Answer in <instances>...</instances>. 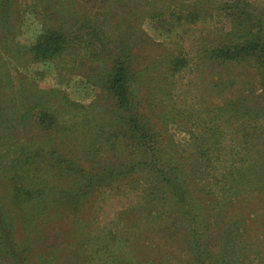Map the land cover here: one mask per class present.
<instances>
[{
	"label": "rangeland",
	"instance_id": "rangeland-1",
	"mask_svg": "<svg viewBox=\"0 0 264 264\" xmlns=\"http://www.w3.org/2000/svg\"><path fill=\"white\" fill-rule=\"evenodd\" d=\"M180 1L196 0H0V208L28 264H210L227 232L239 264H264V116L245 113L264 107V80L251 61L203 58L197 50L229 27L227 17L175 21ZM218 1L231 0L210 2ZM241 1L261 14L264 37V0ZM47 28L71 43L33 61L29 48ZM118 45L130 54L144 120L187 185L176 193L149 170L113 98L92 80ZM180 52L187 63L178 71L171 61ZM215 141L220 153L200 155ZM240 158L252 165L251 183L212 187ZM182 192L198 202L204 257ZM0 264L14 262L0 254Z\"/></svg>",
	"mask_w": 264,
	"mask_h": 264
},
{
	"label": "trees",
	"instance_id": "trees-1",
	"mask_svg": "<svg viewBox=\"0 0 264 264\" xmlns=\"http://www.w3.org/2000/svg\"><path fill=\"white\" fill-rule=\"evenodd\" d=\"M3 1L5 0H2V3ZM210 1L211 0H196L190 3L182 1L177 2L170 16L174 18L175 21L181 22L183 20L193 24L201 17H211L214 14H225L229 27L227 29L222 28L223 30L220 31L221 35L217 37V40L208 46H201L197 52L201 54L203 58L219 65L251 61L255 64L259 77L264 80V37L262 36V20L259 18L261 14L253 12L255 8L250 9L246 1H218L213 3V5ZM162 15L163 12L156 14L157 19H161L160 16ZM94 32L96 33V31ZM69 43H71V38H68L66 33L60 30L47 28L37 38L33 46L29 48V51L33 61L53 60L64 54ZM103 45L105 44L102 42V46ZM115 48L117 49L115 53L116 56L111 65L103 69L100 73L92 74V80H94L96 84H100V86L113 98L116 109L121 113L120 120L127 124L128 137L138 146L142 154L147 157L145 163L148 164L149 170L156 171L159 177H161V180L164 181L169 188H173L176 193L177 189L181 190L186 184L182 181L180 173L177 171V165L170 158H167V156H163V151L158 147L159 144L156 139V133H154L144 120V116L139 107L138 96L133 89L134 75L129 52L125 46L118 45ZM102 50L108 51L106 48ZM186 63L187 58L180 52L177 56L172 58V69L179 71ZM242 107L244 108V106ZM246 111L245 113H249L252 118H255L256 114L260 115V113L264 116V107L255 110L248 108ZM43 114L44 111H39L38 118H41ZM23 116H27V113L25 112ZM40 123L48 127L44 122V118L41 119ZM215 128L218 127L208 128L209 133L217 134ZM243 130H246V128ZM243 135L246 140L241 143V147L244 150H249L254 146L249 140L247 141V137L250 136V133L244 132ZM211 146L212 147L200 145V155L202 154L204 157H209L212 153H220L222 150L219 142L215 141ZM29 159H31V156L26 155V157H24L26 162H28ZM243 159L240 158L238 162H232L230 174L227 176L229 179L216 178L215 181L212 182L213 186L210 185L214 187V185L218 186L223 183L224 186L220 185V187L217 188L218 190L224 191L227 185L233 186L235 184L243 185L251 183L252 173L250 174V170L252 165L249 164L246 166L248 169H244L246 168L245 162L247 160ZM66 161L68 160H64L61 163L68 164ZM208 161H210V159H208ZM113 171H115V168H112L109 173ZM93 181L92 177L88 186H90ZM206 187L209 188L208 186ZM217 188L215 187L214 189L216 190ZM201 190H203V188L200 189V191ZM28 193L31 194V192ZM207 193L208 195H215V192L212 190H208ZM178 201H180L179 206L182 212L192 226V235H195L196 238L194 240L195 246L201 256L204 257V255L207 254V250L202 243V235L197 232L196 226L200 219L199 213L195 210L193 203L195 202L197 205L198 202L190 197H185L184 192L179 194ZM211 221L212 220L209 222ZM211 225H214L213 221L210 226ZM13 233V223L9 222L7 218L3 216L0 208V254L9 257L14 264H28L25 254L28 247L19 246L14 239ZM222 240L223 243L219 245L216 250L217 256L211 259L212 262L210 264H213V261L217 264H239L237 258L234 257V244H231V233H225Z\"/></svg>",
	"mask_w": 264,
	"mask_h": 264
}]
</instances>
